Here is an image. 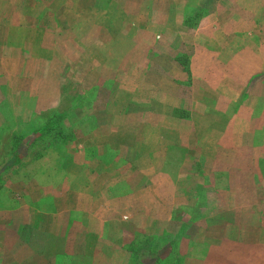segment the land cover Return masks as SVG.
Listing matches in <instances>:
<instances>
[{
  "label": "rangeland",
  "instance_id": "rangeland-1",
  "mask_svg": "<svg viewBox=\"0 0 264 264\" xmlns=\"http://www.w3.org/2000/svg\"><path fill=\"white\" fill-rule=\"evenodd\" d=\"M263 65L264 0H0L5 263L184 264L192 238L222 230L258 243ZM229 69L236 101L196 81ZM256 99L255 146L219 145ZM13 206L33 225L3 217ZM97 222L111 240L90 236Z\"/></svg>",
  "mask_w": 264,
  "mask_h": 264
},
{
  "label": "crops",
  "instance_id": "crops-1",
  "mask_svg": "<svg viewBox=\"0 0 264 264\" xmlns=\"http://www.w3.org/2000/svg\"><path fill=\"white\" fill-rule=\"evenodd\" d=\"M233 35V33H232ZM232 41H235V37L232 38ZM213 64L212 67H222L226 64H223L222 66L219 65L215 60L208 61ZM262 69H255L253 72H261L264 71V65L263 67H260ZM221 71L218 70L216 74L208 75L204 74L201 76V79L196 81H201L203 83H206L208 86L214 88L216 87L220 81L225 82L228 86H232V93L229 94L226 98L231 97L234 101L240 97V93L242 90V84L237 73L236 76L232 72V70L229 69L227 75H229L230 78H226L225 80L220 78ZM225 73V72H224ZM248 76V75H247ZM245 76V78L247 77ZM244 78V79H245ZM195 81V80H191ZM228 89V88H227ZM236 91V92H235ZM257 99L254 103L249 104L247 109H244V107H237L235 110L232 111V117L228 118V121L226 122L224 126V130L222 134L219 136V145L222 147H234L238 146L241 141V136L244 135V139L246 141V144L248 147L255 146L254 141H256L257 137L259 136L256 130L250 129L248 119L250 118V115L252 111L257 107L256 104ZM92 143V148L97 147L95 141H90ZM43 155H41L40 160H44ZM264 156V155H263ZM253 162H257L258 158L254 157L252 158ZM24 209H28L30 211V215L32 214V206L25 204ZM241 207H238L236 210H240ZM19 208L8 207V208H1L2 212L4 213L3 217H8L11 219V221L23 224V225H33L30 224L32 219L27 217H22L21 215L16 214ZM168 210L174 209L173 204L171 206H168ZM42 217V216H41ZM41 219V227L43 229V226L46 224ZM37 225V224H35ZM93 225V223H91ZM90 225V226H91ZM96 226L100 227L101 229H97V231H94L93 233H90V236L95 238L96 241L104 242L105 239L111 240V228L108 226V223L105 226L100 225L98 222ZM96 227V228H98ZM193 243L190 246V249L186 250L187 253L185 255L184 264H263L264 263V236H262V239L256 243L255 241H247L243 236L239 235H230V233H225L223 230L215 235L210 236L207 235H200V237L192 238L191 240ZM255 242V243H252ZM257 249V251H255ZM240 250H247L250 252H255L258 256L254 259V261H251L250 259L241 258L238 255V252ZM4 251L0 250V264H6V257H5ZM32 255V254H30ZM41 256L43 254L41 253ZM47 260V257H45ZM28 259V256L25 258Z\"/></svg>",
  "mask_w": 264,
  "mask_h": 264
}]
</instances>
